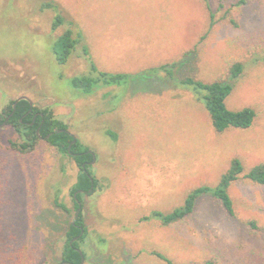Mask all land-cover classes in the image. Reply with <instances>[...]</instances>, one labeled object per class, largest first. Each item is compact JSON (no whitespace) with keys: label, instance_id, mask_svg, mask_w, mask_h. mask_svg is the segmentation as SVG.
<instances>
[{"label":"rangeland","instance_id":"1","mask_svg":"<svg viewBox=\"0 0 264 264\" xmlns=\"http://www.w3.org/2000/svg\"><path fill=\"white\" fill-rule=\"evenodd\" d=\"M208 2L213 24L202 0H0V112L27 96L96 157L98 185L79 201L81 264H167L155 251L174 264H264V185L243 174L228 188L234 216L202 194L177 222L142 220L180 206L195 187H216L234 157L244 173L264 162V0ZM56 16L62 22L53 28ZM68 29L81 39L62 64L53 44ZM236 62L243 69L231 77ZM91 64L131 77L86 94L71 79L91 76ZM163 64L174 79L158 70ZM184 76L230 84L227 108H252V125L216 132L204 102L174 86ZM10 140L19 134L6 123L0 264L60 263L79 166L44 139L27 154ZM56 188L69 211L54 204Z\"/></svg>","mask_w":264,"mask_h":264},{"label":"trees","instance_id":"2","mask_svg":"<svg viewBox=\"0 0 264 264\" xmlns=\"http://www.w3.org/2000/svg\"><path fill=\"white\" fill-rule=\"evenodd\" d=\"M202 1L210 11V17L213 24L214 13L211 11L209 2L208 0ZM245 1L246 0H238L237 4H243ZM61 22V17L56 16L52 27L56 28ZM80 37L81 34L76 37L70 29L64 31L58 36L53 44V53L55 59L59 63L63 64L68 61L69 57L79 45ZM87 50L88 49L84 47L83 51L85 54L88 53ZM161 69L174 79L175 76L173 77L174 72L172 71V67L168 68V65L163 64L158 70ZM242 69L243 65L240 62L234 63L230 68L231 77H237L242 72ZM147 74L148 73H143L140 75ZM90 75L91 76L73 77L71 79L72 86L81 90L83 93L91 94L98 89V86L125 83L128 82V79L131 77L128 74H109L105 71H100L94 64H91ZM177 80L178 81H175L176 84L174 83V86L182 87L191 91L198 100L204 102L212 126L216 132L222 133L231 128H247L252 125L256 116L255 111L252 108L244 107L238 110L227 108L226 98L232 90L230 84L221 81L204 82L191 76H184ZM14 101L15 99L11 100L0 112V123L8 117L6 123L12 125L19 134V140H10L8 147L21 154H27L36 148L41 139L40 136L46 137L49 135V137L44 140L50 146H53L62 157L70 156L79 166L77 180L70 190L72 196L74 192L83 190L82 192L78 191V200L73 196V206L76 211L78 208V201H81L83 194L90 192L89 190L92 185L91 179H93L94 185L92 190H96L98 185V180L93 173L91 165L85 163L92 160V155L86 152L88 147L82 145L77 139L76 142L72 144L70 150H68V146L73 140V135L69 134L67 123L62 119L57 118L49 108L39 109L33 105L30 109V103L27 100L18 101L15 108H13ZM37 111H41L43 115H37L34 117V114ZM60 129H63V131H58ZM83 164L85 165L83 166ZM241 174L253 183L264 185V162L254 165L244 173V167L241 161L237 157H234L230 160L229 168L222 174L220 182L216 187H195L187 193L183 204L180 206L175 207L169 212L153 210L150 214L143 216L142 220L156 219L164 225L177 222L194 212L196 208V200L202 194L212 195L221 202L228 215L234 216L233 201L229 195L228 188L232 182L240 177ZM60 194V188H56L54 191V204L65 211H69L66 205L60 200ZM250 224L252 227L255 225L253 221H250ZM65 235L66 240L61 251V262L54 264H61L62 262H64V264H80L82 262V257L83 259L86 257V252L81 248L80 243H82L87 237L82 211L79 212L74 222L72 220L69 223ZM75 237H77V239L71 243ZM77 248L80 249L82 253L79 252ZM154 254L167 264H174L172 259L165 254L157 251H155ZM204 264L216 263L206 261Z\"/></svg>","mask_w":264,"mask_h":264},{"label":"water","instance_id":"3","mask_svg":"<svg viewBox=\"0 0 264 264\" xmlns=\"http://www.w3.org/2000/svg\"><path fill=\"white\" fill-rule=\"evenodd\" d=\"M20 100H27V101L30 103V109L32 108V106H33L32 100H31L30 98H28L27 96H24V95L19 96V97H17V98L15 99V101H14V103H13V108H15L17 102L20 101ZM41 115H43V114L41 113ZM6 122H7V120L3 121L2 123H0V126H3L4 124H6ZM58 131H63V129H60V130H58ZM66 131H68V130H66ZM37 133H38V131H37ZM69 134L73 135V134L70 133V132H69ZM48 137H49V135H47L46 137H41V136H40L41 139H47ZM76 140H77V138H76L75 136H73V140H72V142L69 144V146H68V150H70L72 144H74V143L76 142ZM70 153H71V151H70ZM85 153H86V152H85ZM88 153H90V154L92 155V160H91V161H88V162H86V163H87L88 165H92V164L95 162L96 157H95V155H94V153H93L92 151H88ZM83 166H84V164H83ZM85 170H86V169H85ZM91 182H92V185H91V188H90L89 191H91V190L93 189V187H94V185H93V179H91ZM79 191L82 192L83 190H79ZM77 193H78V192H74V194H73V196H74V198H75L76 200H78V199H77ZM80 210H81V204H80V202L78 201V208L76 209L75 216H74V218H73V222H74V220H76V218H77V216H78ZM81 233H82V232H81ZM76 239H77V237L73 238V240L71 241V243H72L74 240H76ZM77 249H78V248H77ZM78 251L82 253V251H81L80 249H78ZM82 262H83V257H82ZM82 262H81V263H82ZM81 263H80V264H81ZM61 264H64V262H62Z\"/></svg>","mask_w":264,"mask_h":264},{"label":"flooded vegetation","instance_id":"4","mask_svg":"<svg viewBox=\"0 0 264 264\" xmlns=\"http://www.w3.org/2000/svg\"><path fill=\"white\" fill-rule=\"evenodd\" d=\"M41 113H42L41 111H37V112H35L34 117L37 116V115L42 116ZM34 117H33V120H34ZM7 119H8V117H7L5 120H7ZM5 120H4V121H5ZM85 163H86V162H85ZM84 165H85V164H84Z\"/></svg>","mask_w":264,"mask_h":264}]
</instances>
